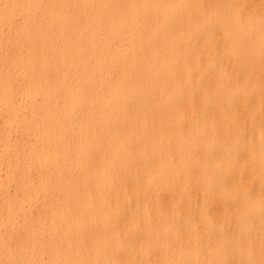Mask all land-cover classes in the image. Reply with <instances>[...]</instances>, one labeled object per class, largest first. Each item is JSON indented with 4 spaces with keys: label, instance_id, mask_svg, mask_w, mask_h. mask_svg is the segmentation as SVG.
<instances>
[{
    "label": "bare ground",
    "instance_id": "6f19581e",
    "mask_svg": "<svg viewBox=\"0 0 264 264\" xmlns=\"http://www.w3.org/2000/svg\"><path fill=\"white\" fill-rule=\"evenodd\" d=\"M262 173L264 0H0V264H264Z\"/></svg>",
    "mask_w": 264,
    "mask_h": 264
},
{
    "label": "rangeland",
    "instance_id": "374dc122",
    "mask_svg": "<svg viewBox=\"0 0 264 264\" xmlns=\"http://www.w3.org/2000/svg\"><path fill=\"white\" fill-rule=\"evenodd\" d=\"M21 105L25 107L26 103L21 102ZM11 139H12V141L14 142V139H15V138H14L13 136L11 137ZM251 144H252V146H255V142H254V140L251 141ZM241 161H243V157H241ZM262 176H264V173H262ZM253 193H254V191H249V194H253Z\"/></svg>",
    "mask_w": 264,
    "mask_h": 264
}]
</instances>
